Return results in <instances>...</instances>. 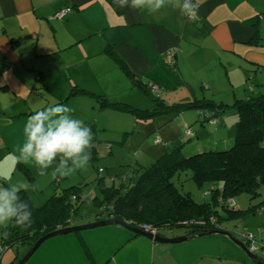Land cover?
I'll use <instances>...</instances> for the list:
<instances>
[{"label":"crops","instance_id":"1","mask_svg":"<svg viewBox=\"0 0 264 264\" xmlns=\"http://www.w3.org/2000/svg\"><path fill=\"white\" fill-rule=\"evenodd\" d=\"M194 3L198 6V15L189 19L184 18L179 9L167 7L156 14L149 15L146 12L128 8L121 9L114 4L113 0H0V30L2 29L0 35L15 37L18 42L25 36H34L36 42L32 56H50L53 58L51 61L57 64V68L67 70L77 63H86L89 60L92 65L98 68V73L100 68L103 72L119 69L104 52L106 47L113 48L126 62L129 70L140 80L146 82L148 79H152L157 81L160 86L161 83L158 79H161V76L158 74V70L163 66L179 70V61L186 51H194V53L212 51V56H215L218 51H234L236 45H241L249 52L254 46L264 44L260 42L262 40L260 24L264 21L262 0H194ZM66 8H70V11L63 17H55L58 11ZM173 16L177 20V27H175ZM257 33L260 35V40L254 42ZM19 48L20 46L12 53L14 62L25 59L21 58L18 53ZM169 52H174L170 57L175 67H170L166 60ZM249 53L245 58L252 63H257V69L264 66L262 56H253ZM32 70L36 69L32 68ZM4 71V69H0V94L6 97L12 91L17 95L19 90ZM7 71L12 74L13 66H10ZM41 73L44 75L49 89L46 75ZM124 75L129 80L128 82L123 81L119 87L138 90L133 80L126 74ZM71 78L72 81L67 77V80L71 82L70 89L75 86L88 91H96V88L91 87V84L76 75ZM35 80L37 79L35 78ZM251 83L249 86H252L253 90L251 91L249 88L250 92L247 93L258 94L257 91H264V83L260 78H253ZM41 84L46 87L45 84ZM256 85H259V88L256 89ZM21 86L25 87L24 84ZM114 91L113 89L112 92L107 90L101 91V93L92 92L108 98L114 95ZM69 93L67 97L72 96ZM15 95L12 96L17 99ZM76 95L80 94L73 96ZM231 96L234 97L235 93ZM18 99L21 100V98ZM35 107L34 110H31L29 106L28 109H24L23 105L19 108L20 112L7 116L8 121L4 124L0 122V147L2 148L0 151V185L6 187L11 184L10 180L16 171L34 183L32 166L36 167L35 164L17 165L14 163V156L16 155L15 145L22 139L23 128L28 117L38 110L37 106ZM147 108H151V105L149 104ZM212 133L214 134L215 131ZM108 143L106 142V144ZM103 146L104 144L100 146L99 150ZM27 169L29 170L28 176L25 174ZM122 182L124 181L122 180ZM111 185H115L114 180ZM65 188H61V190ZM80 191L83 189L81 188ZM55 194L57 192H53L49 197ZM36 197L39 201L44 200L43 197ZM92 197L93 201L96 198L95 194ZM29 198L33 203L31 196ZM86 201L81 204L79 213L84 214L82 206ZM218 204L220 203H216L215 211L224 210L223 206ZM257 207L255 213L262 212V218L258 222L260 225L257 227L264 226V209L262 211ZM95 209L93 214L86 216L88 218L93 215V218L81 222L71 220L70 226L95 220V216L99 212L97 204ZM221 229L232 231V227L228 228L227 226H223ZM187 232L188 230H177L172 236L163 233L161 235L175 237ZM233 236L242 239L234 234ZM200 238L196 236L179 243H160L134 234L118 224H110L51 237L41 243L25 263L254 264L241 247L229 238L225 237L231 241L227 245L226 254L220 250L216 239L195 241ZM258 241L264 244V238H260ZM13 261L14 259L11 264L14 263Z\"/></svg>","mask_w":264,"mask_h":264},{"label":"rangeland","instance_id":"2","mask_svg":"<svg viewBox=\"0 0 264 264\" xmlns=\"http://www.w3.org/2000/svg\"><path fill=\"white\" fill-rule=\"evenodd\" d=\"M262 1L264 3V0ZM183 17L187 18L184 15ZM173 21L177 27L175 17ZM260 29L262 35L260 42L264 43V21L260 24ZM35 42V37L31 35L23 37L19 42L15 37L0 35V69L5 70L4 72L7 73L11 81L13 80V84L19 90L17 95L12 91L6 97L0 94L1 124L8 121L6 117L10 114L20 112L19 108L23 105L24 109L29 106L31 110H34L37 106L40 110L55 104H64L73 109L74 117L82 119L85 124L91 127L94 140H98L97 143L103 142L104 146L98 152L99 157L90 161L86 171H78L64 178H53L51 176L52 169L48 170V175L40 176L37 167L32 166L34 183H31L18 171L15 172L10 182L17 185L25 182L36 185L35 190L27 191L36 206L42 205L53 192H61V188L80 185L83 189L80 194L85 196V201L88 200L82 206L84 215L76 220L78 222L93 218V215L89 216V219L86 217L96 211V204L92 201L93 194L99 200L102 199L100 187L98 184L95 187L96 171L99 168L102 169L100 174L104 177L106 185H111L114 180V184L118 186L122 182V176L127 174L130 169H133L130 175L131 182H134L136 175L133 174L139 173L145 166L155 162L167 149L176 144L181 146V152L185 155H192L198 153L197 151L208 149L223 150L232 146L235 114L227 113L219 125H214L198 118L196 110L178 112L167 107L168 105L173 106L176 103L187 102L193 97L210 98L217 103L230 100L229 102L232 103L234 101L231 96L233 93H235V97L238 96L237 98H244L247 92H250L249 85L252 84L253 78L258 77L264 83V66L257 69V63H252L245 58L249 52L253 56L264 58V44L262 45V43L260 46H254L249 52L241 45H236L232 52L213 50L216 52L215 56H212V51L196 53L186 51L179 61V70L166 66L158 70V74L161 76V79L158 80L162 86H160L158 94L163 99L165 108H162L159 114L153 117L135 120L130 112L99 110L98 103L87 96H73L75 95L73 94L67 97L70 92L71 76L76 75L91 84V87L96 88V91L89 89L91 92L101 93L106 90L112 92L114 89V95L108 97L110 101L122 102L139 109L147 108L149 104L151 108L154 107L155 103L151 99L152 97L150 98L140 88L132 90V88L119 87L123 81L128 82L129 80L119 69L103 72L100 68L98 73V68L92 65L90 60L86 63H77L68 70L60 69L57 68L54 61H51L53 58L50 56H32ZM18 46H20L18 53L21 58L25 59L14 62L12 53ZM10 66H13L12 74L7 71ZM32 68L46 75L49 91L43 89L42 84L35 80V72ZM67 77L70 78V81L67 80ZM21 84H24L25 87ZM255 87L257 89L259 85ZM12 95H15L17 99ZM187 130H191V134L187 133ZM213 131H215L214 134ZM21 137L22 139L15 145V150L24 141V136ZM158 138L160 141L155 143ZM186 138L190 139L186 141ZM106 142L109 143L106 144ZM109 145L110 147H108ZM1 149L0 147V151ZM172 181L181 193H191L197 202L211 201L210 193L208 194L207 191L213 185L210 182H205L198 187L191 179V171L177 173L173 176ZM125 182L127 183V181ZM256 189V193L243 191L233 196L234 207L230 209L240 210L244 213L248 207L255 209L260 206L257 208L263 211L264 183H261ZM36 196L43 197L44 200L39 201ZM217 215L220 217V228L223 226L232 227V235L242 239H244L243 233H248L252 236L255 246H264L258 241V239L264 238V226L257 227L262 218L261 211L235 215L219 209ZM188 229L187 226H181L173 228L172 231H162V233L172 236L177 230ZM226 238L223 235L213 234L195 239V241L216 239L220 250L226 254L227 245L231 243ZM24 250H26V245L8 248L1 253V264H11L16 254L22 257ZM259 257L264 260V255H259Z\"/></svg>","mask_w":264,"mask_h":264},{"label":"trees","instance_id":"3","mask_svg":"<svg viewBox=\"0 0 264 264\" xmlns=\"http://www.w3.org/2000/svg\"><path fill=\"white\" fill-rule=\"evenodd\" d=\"M66 9L68 12L70 11V8ZM258 40H260V35L257 33L254 42H258ZM104 52L124 74L133 80L136 87L150 98L152 97L151 99L155 103L154 107L134 108L122 102L110 101L104 95L75 86L71 87L69 94L87 96L98 103L99 109L130 112L137 119L145 120L159 114L162 108H165L163 99L158 94L160 89L153 93L148 87L154 83L161 88L159 83L152 79H148L146 82L140 80L129 70L126 62L113 48L106 47ZM173 53L169 52V55L166 56L170 67H175L170 57ZM34 72L37 81L46 85L45 77L41 71L35 70ZM42 87L49 90L47 85ZM249 88L251 91L253 90L252 86ZM256 93L258 94L247 93L244 98L234 96L232 103L222 101L217 103L210 98L193 97L187 102L176 103L173 106L168 105L167 107L178 112L196 110L198 118L214 125H219L227 113L235 114L232 146L223 150L208 149L197 151L198 153L192 155H185L181 152V146L176 144L169 148L170 150L167 149L155 162L145 166L139 173L133 174L136 175L134 182L125 183L122 179L124 182L118 186L106 185L104 177L99 174L97 169L96 184L101 189L102 199L99 200L96 197L93 201L104 215L100 217L112 216L126 221L132 226L148 223L160 229L185 226L182 225L184 221L188 224L201 223V225H190L194 227L189 230L193 234L198 231V228L214 226L209 219L213 215L217 216L215 206L219 195L222 202H225L226 198H233L243 191L256 193V188L264 183V91ZM187 133L191 134V130H187ZM189 139L186 138V141ZM97 142L98 140H94L91 161L98 157L99 148L103 144ZM132 170L130 169L127 174H130ZM182 171H191V179L198 187L205 182H210L213 185L207 191L208 194L210 193V202H197L191 193L179 191L172 178ZM25 174L29 175L28 169ZM80 189V186L67 187L49 197L46 203L40 206H35L27 193L22 191V198L30 204L32 209L34 222L27 230L10 226L9 235H5L1 230L0 247L2 250L0 252L24 245H26L27 251L44 234L57 228L69 226L71 220L76 221L82 217L84 214L79 213V209L84 201L80 198ZM73 196L76 197L75 200L72 198ZM222 206L225 211L238 215L255 212V209L249 207L243 213L240 210L230 209L232 207L224 203ZM172 229L168 228L170 231ZM161 233L162 231L159 234ZM16 256L13 264H16L21 258L17 254Z\"/></svg>","mask_w":264,"mask_h":264},{"label":"clouds","instance_id":"4","mask_svg":"<svg viewBox=\"0 0 264 264\" xmlns=\"http://www.w3.org/2000/svg\"><path fill=\"white\" fill-rule=\"evenodd\" d=\"M113 2L121 9L128 8L146 12L149 15L156 14L167 7L179 9L181 14L189 19L198 15V6L194 0H113ZM72 113L73 109L67 105L55 104L37 110L30 115L23 128L24 141L17 146L14 163L17 165L34 163L40 176L48 175V170L52 169L51 176L53 178H64L78 171H86L92 158L94 133L90 126L85 124L82 119L74 117ZM127 175L128 177L124 181L131 182V175ZM35 188L36 185L27 182L18 185L9 184L6 187L0 185V229L4 231L5 235L10 234L8 232L10 226L22 230H27L32 226L33 212L30 204L22 198L21 192H27L29 189L35 190ZM229 199L232 200V203L228 202ZM82 201L85 199L83 198ZM217 202L221 206L224 203L230 207L234 203L233 198H226V201L222 202L220 195ZM102 215V211H99L95 220L107 218L100 217ZM212 217L214 222L210 223L214 226L197 230L221 229L216 222L219 217L214 215ZM230 232L232 233V231ZM241 240L245 245L249 244L245 239ZM247 248L249 250V246Z\"/></svg>","mask_w":264,"mask_h":264},{"label":"water","instance_id":"5","mask_svg":"<svg viewBox=\"0 0 264 264\" xmlns=\"http://www.w3.org/2000/svg\"><path fill=\"white\" fill-rule=\"evenodd\" d=\"M110 224H118L122 227L127 228L134 234L144 236L152 241H156L160 243H179V242L186 241L187 239H191L196 236L204 237V236H208L212 234L223 235L229 238L231 241L235 242L237 245H239L241 249L247 254V256L249 257L251 261L257 264H264V262L261 261V259L257 258L255 254H253L251 251L248 250V248L246 247L245 243L242 240L235 238L229 230H224V229H219V228L200 229L198 232H195L193 234H191L190 232H187L181 236L164 237L162 235H151L147 232L140 230L139 228L131 226L128 222L116 219L114 217H109L106 219L97 218L95 221L66 226V227L57 228L53 231H50L44 234L43 236H41L40 238H38V240L35 241L33 245L24 253V255L16 262V264H24L28 260V258L33 254V252L39 247V245L51 237H55L60 234H66V233L78 232V231H82L86 229H92L95 227H100V226L110 225Z\"/></svg>","mask_w":264,"mask_h":264},{"label":"built area","instance_id":"6","mask_svg":"<svg viewBox=\"0 0 264 264\" xmlns=\"http://www.w3.org/2000/svg\"><path fill=\"white\" fill-rule=\"evenodd\" d=\"M66 12H68V9H63V10H60L58 11L56 14H55V17H58V18H61L63 17ZM149 89L151 92L155 93V91H158L160 88L157 84H150L149 86ZM160 141V139H156L155 142L158 143ZM99 174L102 172V169L99 168L98 170ZM128 177L127 174L123 175L122 176V179L123 180H126V178ZM85 196L81 195L80 194V198L81 200L84 198ZM74 200L76 199L75 196L72 197ZM229 203H232V200L229 199L228 200ZM209 221L212 223L214 222V218H210ZM196 224H199L201 225V223H196ZM196 224H188L187 222H183L182 225H185V226H190V225H196ZM137 228H139L140 230L144 231V232H148L152 235H156V234H159L161 231H170L168 230L169 229H172L171 227H166L164 229H160L159 227H156V226H151L149 225L148 223H139L138 226H136ZM243 238L249 242V250L255 254H264V246H255L253 241H252V236L248 233H243ZM1 247H0V251H1ZM1 253V252H0Z\"/></svg>","mask_w":264,"mask_h":264},{"label":"flooded vegetation","instance_id":"7","mask_svg":"<svg viewBox=\"0 0 264 264\" xmlns=\"http://www.w3.org/2000/svg\"><path fill=\"white\" fill-rule=\"evenodd\" d=\"M219 220H220V219H217V221H216V222L218 223V222H219ZM187 227H189V229H188V230H190V229H194V227H191V226H187ZM246 245H247V247L249 246V244H248V243H246ZM255 256H256L257 258L261 259V261H263V262H264V260H263L262 258H260V257H259V255L255 254ZM253 263H254V262H253ZM254 264H257V263H254Z\"/></svg>","mask_w":264,"mask_h":264}]
</instances>
